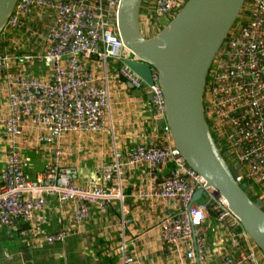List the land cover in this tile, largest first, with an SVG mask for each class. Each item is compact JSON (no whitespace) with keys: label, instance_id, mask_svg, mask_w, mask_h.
I'll return each instance as SVG.
<instances>
[{"label":"built area","instance_id":"obj_1","mask_svg":"<svg viewBox=\"0 0 264 264\" xmlns=\"http://www.w3.org/2000/svg\"><path fill=\"white\" fill-rule=\"evenodd\" d=\"M119 1H16L0 32V82L7 99V112L0 124L12 142L0 171V222L8 226L15 218L32 221L35 211L45 206L46 197L53 195L73 204L71 224L43 234L42 239L61 241L70 230L78 231L92 208L104 211L114 201L122 202L126 172L144 167L148 182L135 195L165 210L156 227L164 249L180 256L172 264H260L258 247L226 199L206 187L204 179L188 165L173 144L167 123L162 126L167 140L139 143L123 160L122 152L114 146V163L101 175L102 182L114 175L112 184L90 180L78 185V170L64 164L67 155L57 145L34 179L25 176L24 159L15 141L26 134L50 146L68 133L105 131L110 105L108 58L119 62L117 73L127 84L149 94L153 118L165 119L156 72L148 84L124 62L138 58L119 34ZM179 5L180 0H153L149 19L170 20ZM238 19L209 67L205 116L217 145L219 142L231 157L228 165L238 182L244 181L247 190L249 183L258 186L252 194L262 201L264 211V0H246ZM90 58L99 61L103 75H96ZM34 65L39 66L37 75ZM169 165L167 173H156ZM200 188L201 196L206 193V197L194 201ZM122 219L123 225L129 222ZM117 257L121 264L133 261L124 242Z\"/></svg>","mask_w":264,"mask_h":264},{"label":"crops","instance_id":"obj_2","mask_svg":"<svg viewBox=\"0 0 264 264\" xmlns=\"http://www.w3.org/2000/svg\"><path fill=\"white\" fill-rule=\"evenodd\" d=\"M152 4L153 0L142 1L140 19L142 16L151 18ZM158 29L146 28L142 32L151 36ZM89 63L97 76L103 75L104 69L99 61L90 58ZM118 68L119 63L115 59L106 60L110 105L106 109L104 132L68 133L58 144L50 146L36 140L30 133L15 141L20 146L27 178H35L51 148L57 145L67 155L64 164L78 170V185H86L90 180L112 184L114 175L107 182H102L101 175L105 167L114 163V146L122 152L123 160L128 150L139 143L167 140L162 129L166 120L153 118L149 94L127 84L118 75ZM6 112L7 99L0 82V121ZM11 145L0 124V171ZM143 169L137 167L126 172L122 202L116 200L104 211L92 208L91 215L78 231L70 230L61 241L45 242L42 239L43 234L57 232L71 224L73 204L61 202L53 195L46 197L45 206L35 211L32 221L15 218L8 226L0 222V264H121L117 254L122 242L126 245L127 254L133 258L130 264H172L179 261L180 256L164 249L156 227L165 210L152 207L146 199L135 195L148 182ZM169 169L170 165L156 170V173L161 175ZM123 217L129 219L124 225ZM210 222L215 223V220L210 218ZM208 242L213 249L210 238ZM257 258L260 264H264L260 249L257 250Z\"/></svg>","mask_w":264,"mask_h":264},{"label":"water","instance_id":"obj_3","mask_svg":"<svg viewBox=\"0 0 264 264\" xmlns=\"http://www.w3.org/2000/svg\"><path fill=\"white\" fill-rule=\"evenodd\" d=\"M16 1L0 0V32ZM142 1H119L118 31L138 58L124 62L148 84H152V73L156 72L173 144L204 179L205 186L227 200L229 209L264 255L262 201L250 198L245 184L235 178L207 122L204 103L209 67L245 0H186L151 36L141 30ZM201 193V188L196 190L193 200L199 199Z\"/></svg>","mask_w":264,"mask_h":264},{"label":"rangeland","instance_id":"obj_4","mask_svg":"<svg viewBox=\"0 0 264 264\" xmlns=\"http://www.w3.org/2000/svg\"><path fill=\"white\" fill-rule=\"evenodd\" d=\"M186 0H180V5L178 6V8L180 9L181 6L184 4ZM244 5V4H243ZM243 8V6H242ZM176 12H174L172 15H174ZM141 14V13H140ZM152 16V14H150ZM238 18H239V15H238ZM236 19V21L234 22L233 26H232V29L233 27L237 26L239 24V19ZM169 21V18L168 17H161V18H158V19H155L154 17L150 20V19H147V18H144L143 16L141 17L140 19V26H141V30H145L146 28L147 29H152V27L154 28L153 25H155V27H162L164 26L165 24H167ZM227 40V39H226ZM32 69L34 70V73L37 75L39 74V66L38 65H34L32 67ZM218 146L221 148V152H224L223 150V147L219 144L218 142ZM225 159H226V162L231 165L232 164V159L230 156H226L225 155ZM248 185V184H247ZM249 190H247V186H245V189L247 191V194L252 197L253 199L256 197V194H252V192H256L257 189H258V186L256 184H250L249 183ZM204 197H206V193H204L201 198H199L198 201H203L204 200Z\"/></svg>","mask_w":264,"mask_h":264},{"label":"flooded vegetation","instance_id":"obj_5","mask_svg":"<svg viewBox=\"0 0 264 264\" xmlns=\"http://www.w3.org/2000/svg\"><path fill=\"white\" fill-rule=\"evenodd\" d=\"M206 87H207V78H206ZM206 87H205V90H206ZM214 137H215V135H214ZM216 140V139H215ZM218 148L220 149V151H221V148L218 146ZM222 154L224 155V158H225V154H224V152H222Z\"/></svg>","mask_w":264,"mask_h":264},{"label":"trees","instance_id":"obj_6","mask_svg":"<svg viewBox=\"0 0 264 264\" xmlns=\"http://www.w3.org/2000/svg\"><path fill=\"white\" fill-rule=\"evenodd\" d=\"M245 2H246V0H245ZM245 2H244V3H245ZM242 183H245V182H244V181H241L240 184H242ZM250 198H252V197H250ZM252 199H253V198H252Z\"/></svg>","mask_w":264,"mask_h":264},{"label":"bare ground","instance_id":"obj_7","mask_svg":"<svg viewBox=\"0 0 264 264\" xmlns=\"http://www.w3.org/2000/svg\"><path fill=\"white\" fill-rule=\"evenodd\" d=\"M176 14V13H175ZM215 190V189H214ZM227 201V200H226Z\"/></svg>","mask_w":264,"mask_h":264}]
</instances>
